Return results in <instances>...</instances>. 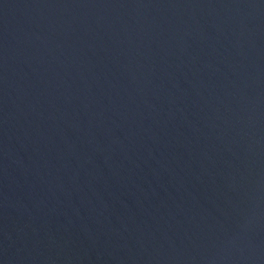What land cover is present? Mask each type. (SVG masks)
Instances as JSON below:
<instances>
[{
  "label": "water",
  "instance_id": "water-1",
  "mask_svg": "<svg viewBox=\"0 0 264 264\" xmlns=\"http://www.w3.org/2000/svg\"><path fill=\"white\" fill-rule=\"evenodd\" d=\"M0 264H264V0H0Z\"/></svg>",
  "mask_w": 264,
  "mask_h": 264
}]
</instances>
